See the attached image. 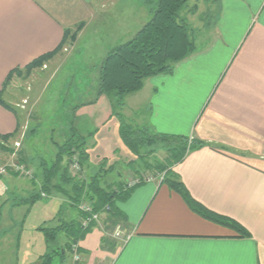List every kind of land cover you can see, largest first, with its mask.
<instances>
[{"label": "crops", "instance_id": "0c3cea01", "mask_svg": "<svg viewBox=\"0 0 264 264\" xmlns=\"http://www.w3.org/2000/svg\"><path fill=\"white\" fill-rule=\"evenodd\" d=\"M61 1L0 0V89L12 70L58 48L65 29L78 21L85 26L68 60L93 29L86 45L98 42L103 59L95 76L99 84L107 55L132 39L154 11L142 7L137 19L132 0H72L71 7ZM183 12L194 53L128 94L123 113L132 124L203 141L173 170L194 200L235 220L250 235L193 210L159 174L118 202L124 220L113 224L102 214L101 224L78 243L81 260L76 263L72 253L66 264H264V0H190ZM77 114L88 116L96 127L86 139L90 162L97 165L105 158L130 171L127 164L137 156L120 136L110 98L96 91ZM18 123V114L0 104V139L14 134ZM12 141L15 146L20 140ZM29 180L0 177V252L5 248L8 255L0 259L3 263L37 264L49 251L45 236L41 242L27 235L24 212L17 211L21 206L29 211L34 204L16 205L11 199L37 191ZM60 196L42 192L64 203ZM58 215L44 226L53 225ZM118 226L120 238L114 235ZM29 245L33 252L28 254Z\"/></svg>", "mask_w": 264, "mask_h": 264}, {"label": "trees", "instance_id": "16d2710c", "mask_svg": "<svg viewBox=\"0 0 264 264\" xmlns=\"http://www.w3.org/2000/svg\"><path fill=\"white\" fill-rule=\"evenodd\" d=\"M189 1L147 0L149 4H155L152 18L132 39L116 47L104 59L100 69L98 94H105L110 98L113 115L120 121V136L137 156V161L127 164L129 169L136 167L141 161L145 167L148 166L153 170H158L163 174L162 181L179 192L193 210L205 218L238 230L241 235H250L235 220L213 213L194 200L179 176L174 172L173 167L175 164L181 162L189 151L204 146L203 141L193 137L155 132L146 127H134L132 123L127 121L123 113L126 105L125 99L128 94L142 89L147 78L171 72L177 62L194 53L196 47L191 38L188 23L181 16L182 9L186 7ZM69 30L65 29L64 38L58 48L38 57L25 68L46 64V61L66 44ZM18 69L21 68H16L8 74L5 83L11 74ZM0 104L16 112L1 97ZM19 125L18 123L15 133L19 131ZM14 134L4 135L2 139L12 138ZM93 135L90 133L85 136L72 127L70 136L63 143H55L57 149L55 156L50 159L41 157L40 167L35 176L36 179H39L41 188L38 190L39 186H36L37 191L28 198L14 199L15 203L18 201L16 205L25 202L35 204L38 199L42 198V192L59 193L67 201L64 202L65 206L59 209L58 214L60 215L68 207L75 213L69 220L61 217L57 220L56 225L39 228L49 244V251L41 255L40 262L37 264H66L70 255L74 252V246H78V243L97 225L94 221L87 228L82 226L81 219L86 216L79 209L82 201L88 200L91 202L92 213L108 214L113 224L125 219L117 204L127 200L138 185L128 187L122 180L114 182L113 185H103L106 175L116 173L121 178L123 173L121 169L117 168V165L109 164L108 159H102L97 165L90 162L86 139ZM156 143L172 144L168 164L155 162L156 164L153 166V164L149 165L145 161L148 155L153 152L147 150V148ZM8 151L9 153L14 152L12 149ZM20 162L23 163V161ZM73 162L79 164L80 173L86 168L93 170L97 168L98 170L89 179H83L81 176L77 177V175L71 174L70 168ZM11 176L17 175L12 174ZM108 208L109 210H107ZM61 237L67 240L65 246L56 245ZM78 251H80V248H78Z\"/></svg>", "mask_w": 264, "mask_h": 264}, {"label": "rangeland", "instance_id": "374dc122", "mask_svg": "<svg viewBox=\"0 0 264 264\" xmlns=\"http://www.w3.org/2000/svg\"><path fill=\"white\" fill-rule=\"evenodd\" d=\"M71 1L62 0L61 4L71 7ZM145 1H131L130 5L135 18L139 19L141 17L143 13L142 7H155L153 3L150 4L151 6H148ZM184 9H182L181 13H184ZM65 12L71 11L67 9ZM84 26V22L78 21L75 25L68 28L70 30L67 33L68 40L66 44L46 61L48 67L44 64L43 66L33 68L23 67L18 69L11 74L8 81L0 89V97L7 105L16 110L19 118V131L11 139L21 141V147L16 148L11 144L14 142L10 138L0 139V167L9 163L13 158L12 153L14 152L9 153L8 150H17L15 159L23 161L26 165L34 168L36 176L40 167L41 157L50 159L55 156L57 152L56 144L63 143L70 136L72 127L76 128L83 135H87L89 132L96 134V127L91 124L90 118L88 116L81 117L77 114L80 106L93 100L99 88L98 80L95 76L103 59L97 51L98 42L93 43L92 46L86 45L90 41L93 29H90L86 37L82 38L81 44H79L76 52L73 54V58L68 60V54L73 50L74 44ZM126 119L128 122L132 120L127 117ZM133 126L148 128L142 123L133 124ZM171 145V143H156L149 146L147 150L153 152L145 160L147 164H153V166L156 164L155 162L164 165L168 164L170 151H172ZM137 166L131 168L132 170L130 169V171H123L121 169L123 173V177L121 178L116 173L109 176L106 175L103 185H113L114 182L120 180L126 184L130 175H133L131 173H143L146 176L152 177L162 174L158 170H153L148 166L145 167L141 161ZM97 170V168L96 170L86 168L80 173V169L76 167L70 168L72 175L81 176L83 179H89ZM34 179L36 181L35 185L38 186L39 179L35 177ZM33 180L30 179V183L31 181L34 183ZM20 198H22V195L17 194L16 196L12 195L11 199L18 200ZM60 198L64 197L60 196ZM30 206L29 208H31ZM64 206L63 200L53 197H42L35 202L29 211L27 210L28 207L26 208L25 206L19 207L17 211L18 213L24 212V230L27 235L42 242L44 234L39 228L44 226L49 218L59 213V209H62ZM74 215L75 213L68 207L63 210L60 216L58 215L56 219L52 220V222L55 221L53 225H56L58 223L57 220L61 217L69 220ZM102 217L101 221H103ZM98 224H101V222H98ZM3 227L2 225L1 229ZM5 241L9 242L8 240ZM66 241L64 237H61L56 245L65 246ZM41 245L42 248L43 243ZM30 252H33L32 245H29L26 251L28 254ZM5 256L8 255L5 248H3L0 252V259H4ZM0 264L10 263L9 261L3 263L0 260Z\"/></svg>", "mask_w": 264, "mask_h": 264}, {"label": "built area", "instance_id": "2783aa9c", "mask_svg": "<svg viewBox=\"0 0 264 264\" xmlns=\"http://www.w3.org/2000/svg\"><path fill=\"white\" fill-rule=\"evenodd\" d=\"M47 66V65H45ZM21 146V142L20 141H16L15 142V147L16 148H20ZM13 154V158L9 161V163L2 165L0 167V177H8L11 176L12 174L17 175L19 177H23L25 179H33L35 177V171L34 168L20 162L19 160L15 159V156L17 154V150L14 151ZM72 167H76L78 169H80V166L77 162H73L72 163ZM133 175H130V178L127 179V186L128 187H135L145 181H150L155 179V177L152 176H146L143 173H138V174H134L131 173ZM162 179H163V175H162ZM79 209L81 212H83L84 214H86L85 217H83L81 219V224L83 227L87 228L92 222H96L98 224V222H101V216L103 213H92V204L90 201L88 200H84L80 203L79 205ZM109 210V208L107 209ZM106 210V211H107ZM114 235L118 238L123 236V231L121 229L120 226L117 227L116 231L114 232ZM81 260V256L79 254L78 251V246L75 245L74 246V261L76 263H78Z\"/></svg>", "mask_w": 264, "mask_h": 264}]
</instances>
